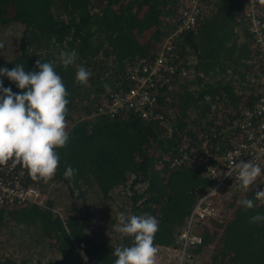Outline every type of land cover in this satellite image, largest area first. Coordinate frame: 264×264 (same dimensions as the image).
<instances>
[{
    "label": "trees",
    "instance_id": "1",
    "mask_svg": "<svg viewBox=\"0 0 264 264\" xmlns=\"http://www.w3.org/2000/svg\"><path fill=\"white\" fill-rule=\"evenodd\" d=\"M259 1L257 9L264 14V0ZM184 2L0 0V27L24 26L17 55L0 68L11 70L23 64L26 71H36L38 59L52 62L68 92L70 140L66 147L54 149L60 160L48 183L65 184L71 194L76 192L70 195L72 201L78 202H71L72 208L60 216L46 201L45 207L0 208V229L14 225L41 228L37 237L18 235L11 243L12 235L3 236L1 243L12 249L7 255L0 252V264H115V248L133 243L131 237L122 239L114 230L120 212L154 216L159 221L154 245L176 247V235L197 197L214 185L207 167L220 166L215 159L205 158V152L218 155L230 144L235 132L230 127L232 120L259 94L241 101V93L234 94L233 76L242 84L249 81L245 75L249 71L261 78L258 85L264 84V60L245 31L242 2L207 0L195 27L172 43V63L189 76L173 77L169 88L162 90L157 118L143 120L127 110L113 117L92 114L108 92L129 87L126 66L154 55L169 23L177 24ZM72 50L77 52V60L64 68L59 53ZM187 52L194 58L191 64L183 58ZM247 59L255 64L243 69ZM79 65L92 73L87 84L75 83ZM0 81L13 93L20 92L6 76H0ZM182 153L186 158L170 165ZM68 166L77 170L71 182L64 178ZM13 173L21 184L40 191L48 184L32 180L19 165ZM258 190L256 184L242 190L236 182L233 195L223 201L227 216L209 219L210 228L200 233L201 244L194 246L195 252L212 247L207 264H264V221L249 223L250 217L264 215ZM116 192L123 195L126 208H111L117 206L112 197ZM242 199L253 200L255 207L246 210L239 203ZM108 231L120 236L118 243L104 239Z\"/></svg>",
    "mask_w": 264,
    "mask_h": 264
},
{
    "label": "built area",
    "instance_id": "2",
    "mask_svg": "<svg viewBox=\"0 0 264 264\" xmlns=\"http://www.w3.org/2000/svg\"><path fill=\"white\" fill-rule=\"evenodd\" d=\"M205 2V3H204ZM207 0H185L178 11L176 27L159 40L154 55L149 59H138L125 68L129 87L118 88L104 95L94 107V114L113 117L120 110L138 114L143 120L157 118L155 110L158 97L162 90L169 88L170 80L176 76L185 75L186 71L175 68L173 42L180 34L192 30L197 19L203 13L202 7ZM243 9L240 12L244 28L253 45L261 53L264 60V14H261L259 0H240ZM261 6V5H260ZM256 99L248 107L240 110L230 127L235 130L230 144L223 148L218 155L212 151L205 152V158L215 159L220 166H208L206 173L214 179V185L197 197L190 214L186 218L183 229L176 235V247L170 250L176 252V260L168 264H195L193 257L187 255V250L201 244V236L195 230L197 221L211 218L216 210L210 199L218 192L220 186L233 190L237 173L233 171V161L248 162L254 160L264 168V84L261 86ZM201 147H205L204 143ZM186 153L174 157L170 165H178L186 158ZM11 162L0 166V207L17 208L30 204L43 205L39 191L33 185L20 183ZM18 172V171H17ZM19 174V172H18ZM264 190V174L254 183ZM264 201V198H261ZM167 248V247H159Z\"/></svg>",
    "mask_w": 264,
    "mask_h": 264
},
{
    "label": "clouds",
    "instance_id": "3",
    "mask_svg": "<svg viewBox=\"0 0 264 264\" xmlns=\"http://www.w3.org/2000/svg\"><path fill=\"white\" fill-rule=\"evenodd\" d=\"M77 56L75 50L61 51L59 61L67 68L75 63ZM35 68L38 70L26 71L23 64L11 70L0 68V76H6L20 89L19 93H13L0 81V166L11 162L13 167L19 165L26 169L32 180L48 183L54 179L60 160L54 149L66 147L70 140L66 126L68 92L52 62L42 63L38 59ZM91 76L89 70L79 65L75 83L87 84ZM232 170L237 173L236 180L242 190H248L264 174V168L254 160H234ZM76 173V169L68 166L64 178L71 182ZM256 195L264 198V190H258ZM239 203L246 210L255 207L251 199H242ZM259 221H264V215L250 217L249 223ZM158 226L159 221L147 213L130 216L118 213L114 230L122 239L131 237L133 243L115 248V264H155L158 249L154 245V235Z\"/></svg>",
    "mask_w": 264,
    "mask_h": 264
},
{
    "label": "rangeland",
    "instance_id": "4",
    "mask_svg": "<svg viewBox=\"0 0 264 264\" xmlns=\"http://www.w3.org/2000/svg\"><path fill=\"white\" fill-rule=\"evenodd\" d=\"M177 18V14H176ZM176 25L171 21L169 23V29L166 34H163L161 39L165 36H167ZM24 26L23 24L19 23H13L8 26L0 27V43L3 44V47L0 48V64L6 63L9 60L13 59L17 53H18V42L21 39L23 35ZM159 42V41H158ZM157 45V44H156ZM156 50V49H155ZM155 53V52H154ZM100 55H97L96 61H99ZM184 59H186L187 62L190 64L194 62V58L191 55V53L187 52L184 56ZM246 65L243 67V69L250 65V63H254L252 60L247 59V61L244 62ZM255 64V63H254ZM229 73V70H227V74ZM246 77L249 80L248 82L246 80L243 81V83H239L237 76H233V88H234V94L240 95L241 101H243V98L251 96L252 94H255L256 92L260 91L261 85H258L261 78L254 77L249 71H246ZM189 73H185V75L180 77H188ZM179 77V78H180ZM184 79V78H183ZM91 96V95H90ZM35 187V186H34ZM37 189V188H36ZM38 190V189H37ZM42 191H39V198H41L42 204L46 201L49 204V208L52 210L53 213H56L57 215H61L63 212H66L67 209L72 208L70 207V203L74 202L78 205L77 201H72L70 195L76 194V192H73V194L70 193L69 188L62 183H48L46 186L41 188ZM232 191L229 189H226L224 186H220L218 192L210 199L212 205L214 206L216 213L213 217L214 219H223L222 217L227 216L228 210L224 208L223 201L227 200L229 197H231ZM112 197L115 199V203L117 206H111L112 209H115L116 207L122 206L123 208H126V200H124V197L121 193L116 192L112 194ZM45 207V205H43ZM2 208V207H0ZM203 219L201 221H197V224L195 226V230L198 234H200L204 229H209V219ZM24 226H10L8 228H1L0 230V245H4L0 247V252L4 254H8L9 250L12 249V247L8 244L1 243V240L3 236H8L9 234L12 235L10 237L9 242L16 239V236L21 235L22 237H37V235L40 233L41 228L37 226H29L27 228H23ZM90 230V229H89ZM92 232V231H91ZM95 232V231H94ZM201 235V234H200ZM216 236V235H215ZM215 236L213 237L215 239ZM105 240L111 242V243H118L120 240V236L117 234V236L112 234V232H107L106 236L104 237ZM215 241V240H213ZM213 245V244H209ZM206 246V245H205ZM157 247V246H156ZM161 247V246H160ZM175 247V246H174ZM171 247L167 248H160L157 247L158 251L154 258L155 264H168L170 260H176V252H173L170 250ZM210 248L212 247L207 246L204 247L203 251L195 252V247H191L187 250V255L193 257V260L195 261V264H207V257L210 253Z\"/></svg>",
    "mask_w": 264,
    "mask_h": 264
}]
</instances>
